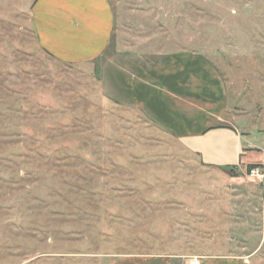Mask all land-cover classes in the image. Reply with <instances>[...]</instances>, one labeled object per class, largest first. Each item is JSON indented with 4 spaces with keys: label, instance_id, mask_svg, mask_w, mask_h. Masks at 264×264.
Masks as SVG:
<instances>
[{
    "label": "rangeland",
    "instance_id": "374dc122",
    "mask_svg": "<svg viewBox=\"0 0 264 264\" xmlns=\"http://www.w3.org/2000/svg\"><path fill=\"white\" fill-rule=\"evenodd\" d=\"M34 2L0 0V264H264V0H108L106 55L213 63L226 120L250 146L238 164L220 160L234 174L109 101L99 61L42 49Z\"/></svg>",
    "mask_w": 264,
    "mask_h": 264
},
{
    "label": "crops",
    "instance_id": "0c3cea01",
    "mask_svg": "<svg viewBox=\"0 0 264 264\" xmlns=\"http://www.w3.org/2000/svg\"><path fill=\"white\" fill-rule=\"evenodd\" d=\"M31 14L42 49L63 62H100L99 87L109 101L141 110L206 163L222 167L220 160L235 165L247 158L244 150L250 146L226 120V85L209 59L192 52L148 57L117 50L106 55L114 24L108 0H36ZM134 260L167 264L160 256L123 263ZM204 264L251 263L239 256H219Z\"/></svg>",
    "mask_w": 264,
    "mask_h": 264
},
{
    "label": "built area",
    "instance_id": "2783aa9c",
    "mask_svg": "<svg viewBox=\"0 0 264 264\" xmlns=\"http://www.w3.org/2000/svg\"><path fill=\"white\" fill-rule=\"evenodd\" d=\"M254 169H251L250 172H251V175L254 173ZM187 264H200V260H198L197 258H193L192 260H190Z\"/></svg>",
    "mask_w": 264,
    "mask_h": 264
},
{
    "label": "trees",
    "instance_id": "16d2710c",
    "mask_svg": "<svg viewBox=\"0 0 264 264\" xmlns=\"http://www.w3.org/2000/svg\"><path fill=\"white\" fill-rule=\"evenodd\" d=\"M36 1V0H35ZM249 167V170H251V167H253L251 164L250 165H248ZM228 167H231V166H228ZM228 171H230V174H234L235 173V171H234V169H231L230 168V170L228 169ZM250 172V171H249Z\"/></svg>",
    "mask_w": 264,
    "mask_h": 264
},
{
    "label": "water",
    "instance_id": "95a60500",
    "mask_svg": "<svg viewBox=\"0 0 264 264\" xmlns=\"http://www.w3.org/2000/svg\"><path fill=\"white\" fill-rule=\"evenodd\" d=\"M223 169L228 170L230 169L228 166H222Z\"/></svg>",
    "mask_w": 264,
    "mask_h": 264
}]
</instances>
